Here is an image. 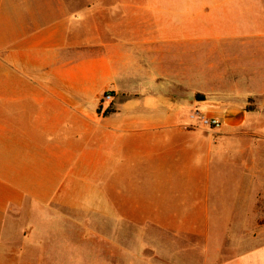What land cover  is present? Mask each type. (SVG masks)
Returning a JSON list of instances; mask_svg holds the SVG:
<instances>
[{"label": "crops", "instance_id": "crops-1", "mask_svg": "<svg viewBox=\"0 0 264 264\" xmlns=\"http://www.w3.org/2000/svg\"><path fill=\"white\" fill-rule=\"evenodd\" d=\"M0 264H264V0H0Z\"/></svg>", "mask_w": 264, "mask_h": 264}, {"label": "built area", "instance_id": "built-area-1", "mask_svg": "<svg viewBox=\"0 0 264 264\" xmlns=\"http://www.w3.org/2000/svg\"><path fill=\"white\" fill-rule=\"evenodd\" d=\"M110 97H111V94L109 92H106L103 95L104 99H110ZM200 120H201L202 123L208 124V125H214V124H216L218 122L216 119H210V118L204 117V116H201Z\"/></svg>", "mask_w": 264, "mask_h": 264}, {"label": "trees", "instance_id": "trees-1", "mask_svg": "<svg viewBox=\"0 0 264 264\" xmlns=\"http://www.w3.org/2000/svg\"><path fill=\"white\" fill-rule=\"evenodd\" d=\"M199 97H200V96H199L198 94L195 95V98H196V99H199Z\"/></svg>", "mask_w": 264, "mask_h": 264}]
</instances>
